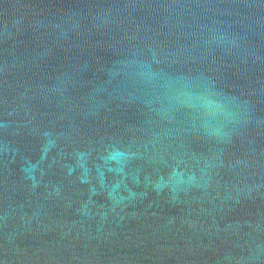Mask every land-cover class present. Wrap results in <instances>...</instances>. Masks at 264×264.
<instances>
[{
	"label": "water",
	"instance_id": "1",
	"mask_svg": "<svg viewBox=\"0 0 264 264\" xmlns=\"http://www.w3.org/2000/svg\"><path fill=\"white\" fill-rule=\"evenodd\" d=\"M0 264H264V0H0Z\"/></svg>",
	"mask_w": 264,
	"mask_h": 264
}]
</instances>
